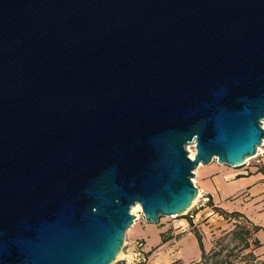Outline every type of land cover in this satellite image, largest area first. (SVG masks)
I'll return each mask as SVG.
<instances>
[{"label": "water", "instance_id": "1", "mask_svg": "<svg viewBox=\"0 0 264 264\" xmlns=\"http://www.w3.org/2000/svg\"><path fill=\"white\" fill-rule=\"evenodd\" d=\"M263 121L264 0H0V264H114Z\"/></svg>", "mask_w": 264, "mask_h": 264}, {"label": "crops", "instance_id": "2", "mask_svg": "<svg viewBox=\"0 0 264 264\" xmlns=\"http://www.w3.org/2000/svg\"><path fill=\"white\" fill-rule=\"evenodd\" d=\"M194 181L203 200L208 201L207 205L227 213L243 212L251 216L253 225L264 229V158L259 168L235 169L213 160L196 168ZM192 218L190 214L169 227H159L160 219L156 225H139L131 232L129 240H142L148 264L196 263L201 259V251ZM171 229L175 232L168 234Z\"/></svg>", "mask_w": 264, "mask_h": 264}, {"label": "rangeland", "instance_id": "3", "mask_svg": "<svg viewBox=\"0 0 264 264\" xmlns=\"http://www.w3.org/2000/svg\"><path fill=\"white\" fill-rule=\"evenodd\" d=\"M262 128L264 129V121L262 122ZM259 149L260 152L256 158H254V156L247 159L248 161L246 160V164L239 168H259L264 158V145ZM186 150L188 156L190 153L194 156L195 151L193 146H186ZM195 171L196 170H194V175ZM194 179L195 176L192 178V182L195 185ZM207 204L208 201L203 200L201 195L198 194L192 207L185 215L176 218L163 217L160 219L162 221L159 227H169L174 222L188 217L190 214L193 215L192 220L195 221L194 224L196 225L193 230L198 233L201 238L205 258L190 264H255V261L264 262V229L261 228V230L253 234L251 238H248L247 232L249 231L251 233L255 226L250 220L251 216H247L242 212L239 213L241 217L236 218L233 217L231 213L225 211H222V213L219 210L216 211L214 207ZM130 214L133 215L134 222L125 233L123 246L119 254L120 256L116 258L114 264H119L122 261L127 264H137L134 256L135 250H129L133 248L132 241L129 240L130 234L133 230L139 228V225L147 223L144 221L140 208L138 209L133 206L130 209ZM174 232L175 230L171 229L168 234ZM164 236L166 237V235ZM255 238L259 242V247H256L253 243V239ZM246 243L248 244L247 248H245ZM250 254L255 257V261ZM146 258L147 262L144 264H148L149 258L147 255Z\"/></svg>", "mask_w": 264, "mask_h": 264}, {"label": "trees", "instance_id": "4", "mask_svg": "<svg viewBox=\"0 0 264 264\" xmlns=\"http://www.w3.org/2000/svg\"><path fill=\"white\" fill-rule=\"evenodd\" d=\"M216 211H217V209H216ZM220 211V210H219ZM220 212H222V211H220ZM223 213V212H222ZM231 215L233 216V217H236V218H238V217H241L240 216V214L239 213H236V212H234V213H231ZM238 225H240V224H238ZM261 230V228L260 227H257V226H254L253 227V231L250 233L249 231L247 232L248 233V238L250 237H252V235L253 234H256L258 231H260ZM194 235H195V237L197 238V241H198V244H199V248H200V251H201V259H204L205 258V252H204V249H203V245H202V242H201V238H200V236L198 235V233H196L195 231H194ZM247 243H248V240H247ZM246 243V246H245V248H247L248 247V244ZM253 243H254V245L256 246V247H259V242H258V240H256V238L255 239H253ZM251 255V257L254 259V261H255V257L252 255V254H250ZM256 263L255 264H264V262H258V261H255ZM171 264H182V263H180V262H173V263H171Z\"/></svg>", "mask_w": 264, "mask_h": 264}, {"label": "built area", "instance_id": "5", "mask_svg": "<svg viewBox=\"0 0 264 264\" xmlns=\"http://www.w3.org/2000/svg\"><path fill=\"white\" fill-rule=\"evenodd\" d=\"M263 145H264V142H262V145L260 147H262ZM259 148H258V151H257L254 158H256L259 155V152H260ZM244 164H246V162ZM199 194H200V191H199ZM171 218H176V217H171ZM143 246H144V244H143L142 240H136V241L132 242V247L135 250L134 256L136 258L137 264H144L147 262L146 254L143 251Z\"/></svg>", "mask_w": 264, "mask_h": 264}, {"label": "bare ground", "instance_id": "6", "mask_svg": "<svg viewBox=\"0 0 264 264\" xmlns=\"http://www.w3.org/2000/svg\"><path fill=\"white\" fill-rule=\"evenodd\" d=\"M191 147H192V146H191ZM189 156H190V158H193V157H192V156H193L192 153H190ZM247 161H248V160H247ZM135 208H138V209H139L140 207H139V205H136ZM118 256H120V255H118Z\"/></svg>", "mask_w": 264, "mask_h": 264}]
</instances>
